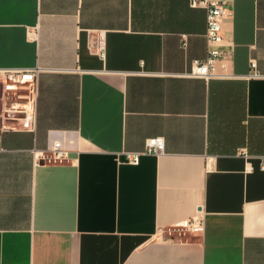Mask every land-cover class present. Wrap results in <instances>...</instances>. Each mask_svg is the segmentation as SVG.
<instances>
[{
    "label": "crops",
    "instance_id": "1",
    "mask_svg": "<svg viewBox=\"0 0 264 264\" xmlns=\"http://www.w3.org/2000/svg\"><path fill=\"white\" fill-rule=\"evenodd\" d=\"M206 30L191 0H0V264H264V0H229L210 79ZM8 69L38 73L34 123Z\"/></svg>",
    "mask_w": 264,
    "mask_h": 264
},
{
    "label": "built area",
    "instance_id": "2",
    "mask_svg": "<svg viewBox=\"0 0 264 264\" xmlns=\"http://www.w3.org/2000/svg\"><path fill=\"white\" fill-rule=\"evenodd\" d=\"M194 6H203L206 9L207 30L206 37L209 43L206 57L195 59L188 75L210 79L218 76V62L223 58L224 51L220 46L224 40L222 23L227 13L229 0H191ZM98 47L104 53L105 45L99 41ZM255 67L256 63L253 62ZM4 97L9 103V112L23 114L28 123L36 119L37 99L39 92L38 73L35 70L8 69L1 73ZM257 75V74H255ZM165 148L163 137L150 138L147 141L145 153H161ZM140 152H128L127 160L130 163L140 162ZM42 159L47 161H63L67 158L66 149L60 143L46 152H42ZM205 230V221L201 216L185 218L165 229L161 233L162 239L182 238L187 234H200Z\"/></svg>",
    "mask_w": 264,
    "mask_h": 264
}]
</instances>
